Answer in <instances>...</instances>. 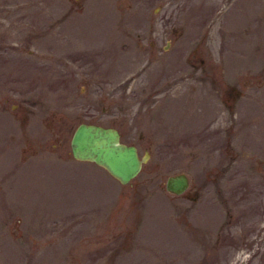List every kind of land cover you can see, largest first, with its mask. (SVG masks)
I'll list each match as a JSON object with an SVG mask.
<instances>
[{
    "label": "rangeland",
    "instance_id": "1",
    "mask_svg": "<svg viewBox=\"0 0 264 264\" xmlns=\"http://www.w3.org/2000/svg\"><path fill=\"white\" fill-rule=\"evenodd\" d=\"M0 264H264V0H0Z\"/></svg>",
    "mask_w": 264,
    "mask_h": 264
},
{
    "label": "water",
    "instance_id": "2",
    "mask_svg": "<svg viewBox=\"0 0 264 264\" xmlns=\"http://www.w3.org/2000/svg\"><path fill=\"white\" fill-rule=\"evenodd\" d=\"M69 145L72 157L100 165L123 184L137 175L149 156L147 150L140 154L134 143L123 141L117 127L90 121H80L75 126ZM188 186L189 177L184 171L165 179L166 190L174 194L182 193Z\"/></svg>",
    "mask_w": 264,
    "mask_h": 264
},
{
    "label": "flooded vegetation",
    "instance_id": "3",
    "mask_svg": "<svg viewBox=\"0 0 264 264\" xmlns=\"http://www.w3.org/2000/svg\"><path fill=\"white\" fill-rule=\"evenodd\" d=\"M120 136H121V133H120ZM190 185V184H189Z\"/></svg>",
    "mask_w": 264,
    "mask_h": 264
}]
</instances>
